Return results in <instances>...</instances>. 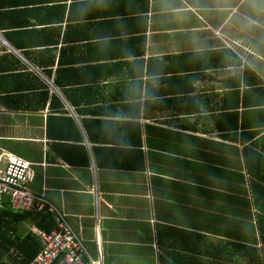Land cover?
<instances>
[{
  "label": "crops",
  "instance_id": "crops-1",
  "mask_svg": "<svg viewBox=\"0 0 264 264\" xmlns=\"http://www.w3.org/2000/svg\"><path fill=\"white\" fill-rule=\"evenodd\" d=\"M1 151L103 264H247L227 242L264 248V0H0Z\"/></svg>",
  "mask_w": 264,
  "mask_h": 264
},
{
  "label": "built area",
  "instance_id": "built-area-1",
  "mask_svg": "<svg viewBox=\"0 0 264 264\" xmlns=\"http://www.w3.org/2000/svg\"><path fill=\"white\" fill-rule=\"evenodd\" d=\"M34 174L30 162L0 152V213L8 203L16 211H48L57 224L51 233L39 232L42 249L31 264H103L100 243H96L97 258H91L64 211L50 203L45 195L30 189Z\"/></svg>",
  "mask_w": 264,
  "mask_h": 264
},
{
  "label": "trees",
  "instance_id": "trees-1",
  "mask_svg": "<svg viewBox=\"0 0 264 264\" xmlns=\"http://www.w3.org/2000/svg\"><path fill=\"white\" fill-rule=\"evenodd\" d=\"M29 215L10 209L0 215V264H14V261L15 264H31L41 252V244L36 238L31 234L25 237L20 234L21 223L26 221ZM40 215L43 216L37 217L40 220L39 226L44 229L52 227L54 221L50 216L46 213ZM260 240L264 242V235L260 236ZM227 243L234 245L232 248L235 252L240 249V260L248 261L247 264H260L264 259V248L259 250L243 242Z\"/></svg>",
  "mask_w": 264,
  "mask_h": 264
}]
</instances>
